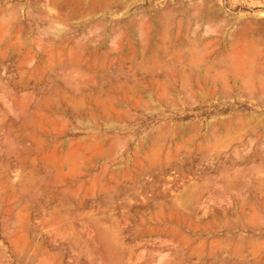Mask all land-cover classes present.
Segmentation results:
<instances>
[{
	"label": "rangeland",
	"instance_id": "rangeland-1",
	"mask_svg": "<svg viewBox=\"0 0 264 264\" xmlns=\"http://www.w3.org/2000/svg\"><path fill=\"white\" fill-rule=\"evenodd\" d=\"M0 264H264V0H0Z\"/></svg>",
	"mask_w": 264,
	"mask_h": 264
}]
</instances>
